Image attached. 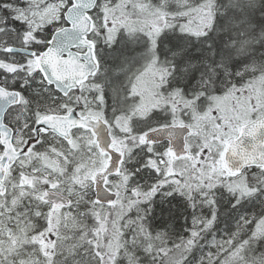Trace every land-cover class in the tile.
<instances>
[{"label":"snow or ice","instance_id":"1","mask_svg":"<svg viewBox=\"0 0 264 264\" xmlns=\"http://www.w3.org/2000/svg\"><path fill=\"white\" fill-rule=\"evenodd\" d=\"M0 264H264V0H0Z\"/></svg>","mask_w":264,"mask_h":264}]
</instances>
